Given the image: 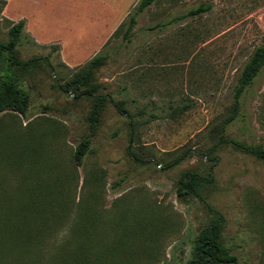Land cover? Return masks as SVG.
I'll use <instances>...</instances> for the list:
<instances>
[{
    "label": "rangeland",
    "instance_id": "374dc122",
    "mask_svg": "<svg viewBox=\"0 0 264 264\" xmlns=\"http://www.w3.org/2000/svg\"><path fill=\"white\" fill-rule=\"evenodd\" d=\"M138 2L0 3V41L11 22L25 18L33 38L22 37L20 57L49 55L52 63L24 74L25 115L0 112L7 203L40 207L36 178L46 180L48 199L45 219L27 211L20 216L33 217L11 218L32 236L1 240L0 264H187L211 209L225 218L223 240L237 264H264V161L229 143L211 151L225 124L229 138L264 145V68L234 114L235 85L264 43V0H157L128 38L123 29L115 34ZM201 4L212 8L174 19ZM104 48L110 57L88 86L107 97L99 100L91 147L78 165L74 150L90 131L95 98L57 84ZM19 143L30 149L22 156ZM213 163L215 181L200 196L178 195L183 173L206 175ZM81 210L93 212L92 239L72 235L77 216L85 217ZM6 214L0 202V227Z\"/></svg>",
    "mask_w": 264,
    "mask_h": 264
},
{
    "label": "trees",
    "instance_id": "16d2710c",
    "mask_svg": "<svg viewBox=\"0 0 264 264\" xmlns=\"http://www.w3.org/2000/svg\"><path fill=\"white\" fill-rule=\"evenodd\" d=\"M157 0H139L135 7L130 11L125 21L119 26L115 34H117L121 29H123V38H128L130 33L137 23L138 16L143 12L148 6L156 2ZM0 3L3 5L6 4V0H0ZM212 8V4H201L196 8L190 9L187 13L176 16L174 19H181L187 16L197 15L202 12L208 11ZM26 19L21 18L16 22H11V25L8 30V39L5 41H0V112L5 111H14L22 115H25L29 104H30V92L24 88L22 82L24 80V74L35 67L39 66L41 63H46L48 66L52 67V63L49 55H34L28 59H23L20 57L18 52V45L21 42L23 36H27L28 39L33 37L25 32ZM110 57V52L104 48L97 54H95L82 68H80L72 78L67 80L64 83H58V87L61 89L70 88L75 93L80 90L78 95H86L94 97V106L90 115L91 124L89 133L77 144L74 150V160L76 164L80 165L83 163L85 156L87 155L92 142V137L94 134V125L98 119V113L101 108V102L99 101L103 98H106L105 94H95L93 87H89V81L94 73V71L102 66L107 59ZM264 68V43L258 46L249 57L245 63L241 76L238 79L237 84L234 88V111L235 115L239 113V108L242 105V97L245 92L254 84L256 78L262 72ZM113 101V100H110ZM118 106L117 103H115ZM232 116L231 118H233ZM230 120L227 121V123ZM226 125L223 126L222 133L220 134L217 142L213 145L212 150L214 151L220 145L229 143L234 147L243 150L249 154L254 155L255 157L264 161V145L263 144H249L243 141L229 138L225 134ZM22 135V132H19ZM24 138V137H22ZM21 138V139H22ZM19 141L18 137L16 139ZM21 142V141H19ZM26 142H29L26 140ZM21 143H19L20 145ZM21 152L18 153L24 154L29 148H24L23 145ZM28 146V145H27ZM35 152V151H34ZM191 153L190 150L185 151L180 156H178L170 165L180 163ZM35 154V153H34ZM22 156V155H20ZM138 159V158H137ZM213 159L216 163L218 161L217 156H213ZM169 165V166H170ZM212 164L208 174L203 175L197 171H187L182 174L178 179L177 183V193L180 197H186L188 195L200 196L201 190L212 184L215 181V175L213 171ZM38 180V191L37 195H33L37 204L40 207L31 206L27 207L29 211L23 210V203H17V206H13L12 203H7V198L11 197L9 191H6V182L0 180V201L2 207H7L8 214L1 220L0 227V244L1 240L8 238L23 239L31 237L32 234H29V226L16 225L11 222L12 219L22 221V216L24 214L20 213L27 211L30 213H38V219H45L47 216L42 214L45 211L46 194L44 190L47 188L46 180L42 178H36ZM45 201V202H44ZM10 207H17L19 210L18 216L10 212ZM6 209V208H5ZM47 210V209H46ZM213 212V217L207 226L202 228L198 235L193 241V254L188 259L187 264H237L238 255L233 253V250L228 246L223 240V227L225 223V218L221 212L215 209H211ZM84 214H79L77 217L76 228L73 230L72 235L77 238L82 239H92V230L94 229L93 220L89 217H93V212L90 214L91 210H81ZM40 212V213H39ZM35 215V214H34ZM33 217L32 215H25L26 219L28 217ZM18 217V219H17ZM21 224V223H20ZM34 224V223H33ZM32 224V225H33ZM31 229V228H30ZM1 248V247H0ZM66 264H72L71 262H66Z\"/></svg>",
    "mask_w": 264,
    "mask_h": 264
},
{
    "label": "water",
    "instance_id": "95a60500",
    "mask_svg": "<svg viewBox=\"0 0 264 264\" xmlns=\"http://www.w3.org/2000/svg\"><path fill=\"white\" fill-rule=\"evenodd\" d=\"M52 72H53V76L55 77L54 70H53ZM69 92H70V94H73V92H72V91H69Z\"/></svg>",
    "mask_w": 264,
    "mask_h": 264
}]
</instances>
